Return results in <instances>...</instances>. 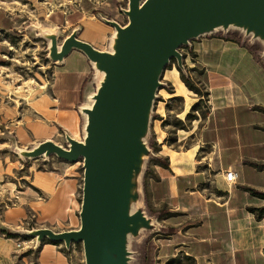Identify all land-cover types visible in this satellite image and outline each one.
<instances>
[{
  "label": "rangeland",
  "instance_id": "rangeland-1",
  "mask_svg": "<svg viewBox=\"0 0 264 264\" xmlns=\"http://www.w3.org/2000/svg\"><path fill=\"white\" fill-rule=\"evenodd\" d=\"M128 5V0H0V264H85L80 239L50 235L80 226L81 156L71 160L42 143L68 148L72 139L83 140L81 108L91 103L103 67L78 48L62 56L57 51L73 34L112 52L120 36L116 25L128 23ZM200 37L233 39L264 59V36L240 23L189 38L177 48L179 55L167 58L134 132L126 187V210L146 215L147 222L157 211L149 190L154 164L163 160L164 150L194 146L197 129L212 111L205 72L191 64ZM182 82L187 90L178 95ZM235 168L249 186L264 185V169L252 163ZM256 203L264 208L262 197ZM147 226L135 220L123 230L126 264L152 260L156 232H147ZM164 264L192 261L178 254Z\"/></svg>",
  "mask_w": 264,
  "mask_h": 264
},
{
  "label": "crops",
  "instance_id": "crops-1",
  "mask_svg": "<svg viewBox=\"0 0 264 264\" xmlns=\"http://www.w3.org/2000/svg\"><path fill=\"white\" fill-rule=\"evenodd\" d=\"M192 49L191 64L205 72L212 111L194 146L164 150L166 166L154 164L149 190L157 211L146 229L156 232V251L149 264L178 254L192 264H264V216L248 209L260 197L246 190L264 194V185L249 186L235 168L252 163L264 169V59L222 37H200ZM177 87L178 95L187 90L183 82ZM225 168L237 173L231 187L222 177Z\"/></svg>",
  "mask_w": 264,
  "mask_h": 264
},
{
  "label": "water",
  "instance_id": "water-1",
  "mask_svg": "<svg viewBox=\"0 0 264 264\" xmlns=\"http://www.w3.org/2000/svg\"><path fill=\"white\" fill-rule=\"evenodd\" d=\"M129 23L116 25L120 36L115 50H97L70 34L61 52L81 48L86 57L101 62L105 78L87 108L84 142L70 141L68 148L50 140L42 143L83 164L80 226L50 233L55 239H80L85 264H126L123 230L143 214L126 210V187L131 152L137 145L134 132L144 105L155 86L157 73L177 48L189 38L216 25L247 24L264 36V0H128Z\"/></svg>",
  "mask_w": 264,
  "mask_h": 264
},
{
  "label": "bare ground",
  "instance_id": "bare-ground-1",
  "mask_svg": "<svg viewBox=\"0 0 264 264\" xmlns=\"http://www.w3.org/2000/svg\"><path fill=\"white\" fill-rule=\"evenodd\" d=\"M139 3H140V0H139ZM128 23H129V18H128ZM128 23L127 24H125V26L126 25H128ZM231 24V23H230ZM125 26H122V27H125ZM222 25H216V27H214V28H212L211 30H207V31H203V33H206V32H209V33H212V32H214V31H216V29H218V28H220ZM115 46V45H114ZM72 47H73V45H72ZM61 48H62V45H61ZM59 49L57 52H61V50L62 49ZM80 50H81V48H79ZM114 50H115V47L113 48V50H112V52H110V53H113L114 52ZM82 51V50H81ZM83 52V51H82ZM85 54V53H84ZM90 61H92L93 63H94V65L98 62V61H95V60H92V59H89ZM96 67V66H95ZM102 72H103V74H102V78H101V80H100V82L98 83L99 85H98V88H99V86H100V84H101V82L103 81V79L105 78V68H102ZM97 88V89H98ZM97 92V91H96ZM96 92L95 93H92L91 95H90V99H91V103L90 104H88V105H86V106H82L83 108H81L82 109V112L83 113H85V115H86V123H85V126H84V128L86 127V124H87V112H86V109L87 108H91V106H92V103H93V101H94V95L96 94ZM85 133H86V130H85ZM85 136L86 135H84V137H83V140L81 139V141L80 142H84V138H85ZM47 141V140H46ZM44 142V141H43ZM66 150H69V148L68 149H66ZM70 151V150H69ZM138 201L139 200H136V201H133V202H131L130 203V205L132 206V209L133 208H136V207H138ZM81 208V207H80ZM133 211V210H132Z\"/></svg>",
  "mask_w": 264,
  "mask_h": 264
},
{
  "label": "trees",
  "instance_id": "trees-1",
  "mask_svg": "<svg viewBox=\"0 0 264 264\" xmlns=\"http://www.w3.org/2000/svg\"><path fill=\"white\" fill-rule=\"evenodd\" d=\"M184 84L187 86V87H189V88H191V89H194L193 87H191V85H189L185 80H184ZM195 90V89H194ZM196 91V90H195ZM159 164H162V165H164V166H166V161H164V160H162V161H160V162H158ZM246 190L247 191H249L251 194H254V195H256V196H258V197H262V199H264V194H261V193H259L258 191H256L255 189H253V188H246ZM248 209H249V211L251 212V211H256L257 212V215H258V217H262V216H264V208H256V207H248Z\"/></svg>",
  "mask_w": 264,
  "mask_h": 264
},
{
  "label": "built area",
  "instance_id": "built-area-1",
  "mask_svg": "<svg viewBox=\"0 0 264 264\" xmlns=\"http://www.w3.org/2000/svg\"><path fill=\"white\" fill-rule=\"evenodd\" d=\"M222 177L223 180L226 181L228 187H231L236 184V177L237 173L236 171L234 172L231 168H225L222 170ZM227 194V192H225ZM20 242L17 243V246L19 245Z\"/></svg>",
  "mask_w": 264,
  "mask_h": 264
}]
</instances>
